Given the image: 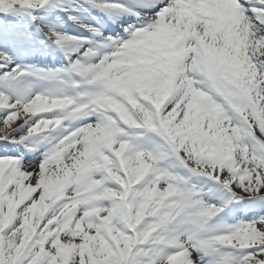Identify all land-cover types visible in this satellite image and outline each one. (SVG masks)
<instances>
[{"label":"snow or ice","instance_id":"obj_1","mask_svg":"<svg viewBox=\"0 0 264 264\" xmlns=\"http://www.w3.org/2000/svg\"><path fill=\"white\" fill-rule=\"evenodd\" d=\"M0 264H264V0H0Z\"/></svg>","mask_w":264,"mask_h":264}]
</instances>
